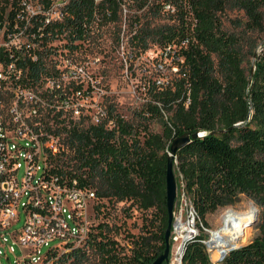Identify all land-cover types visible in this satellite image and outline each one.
<instances>
[{
  "label": "trees",
  "instance_id": "16d2710c",
  "mask_svg": "<svg viewBox=\"0 0 264 264\" xmlns=\"http://www.w3.org/2000/svg\"><path fill=\"white\" fill-rule=\"evenodd\" d=\"M145 1L138 0L139 6ZM172 2L176 12L167 14L171 23L141 25L131 36L142 50L148 39L159 46L188 39L179 51L184 62L175 78L152 93L160 105L148 104L141 113L143 118L157 117L161 131L144 132L140 139L145 127L136 128L113 108L100 123L67 130L69 152L54 162L67 179L75 177L80 186L95 192L94 212L101 220L90 226L81 244L55 254L54 262L80 263L87 256L83 246L90 245L100 264H151L165 248L169 146L185 132L203 135L176 151L174 165L205 226L209 214L235 205L242 195L264 207V57H258L251 76L243 65L245 54L253 55L257 46L252 33L264 31V0ZM94 7L91 0H73V20L93 16ZM227 9L244 12L245 21L236 23L237 30L223 25ZM117 18L114 7L110 19ZM83 33L80 29L78 34ZM115 205L121 207L118 213ZM134 208L152 209L156 228L132 237L125 248L116 235ZM260 232L230 251L221 264H264V226ZM182 264H209L199 237L188 243Z\"/></svg>",
  "mask_w": 264,
  "mask_h": 264
},
{
  "label": "built area",
  "instance_id": "2783aa9c",
  "mask_svg": "<svg viewBox=\"0 0 264 264\" xmlns=\"http://www.w3.org/2000/svg\"><path fill=\"white\" fill-rule=\"evenodd\" d=\"M72 1L0 0V260L5 256L9 262V254H14L16 264H53L55 254L81 244L97 222L95 192L80 186L75 177L67 179L54 162L68 154L67 130L82 125V108L90 93L89 86L84 87L83 69L74 57H64L63 50L75 49L94 24L113 21L114 7L118 18L125 15L129 0H91L93 16L80 22L73 20ZM172 1L155 0L165 14L176 12ZM67 19H72L70 25ZM187 45L184 38L155 46V70L176 75L184 62L179 51ZM164 78L155 79L156 88L168 83ZM89 115L83 113L89 118L86 124L104 120L103 111ZM21 217L23 224L16 228ZM197 237L209 264H221L230 251L243 245L205 226L181 188L166 263L182 264L188 243Z\"/></svg>",
  "mask_w": 264,
  "mask_h": 264
},
{
  "label": "rangeland",
  "instance_id": "374dc122",
  "mask_svg": "<svg viewBox=\"0 0 264 264\" xmlns=\"http://www.w3.org/2000/svg\"><path fill=\"white\" fill-rule=\"evenodd\" d=\"M128 11L125 15H120L116 21L102 20L94 24V29L86 36L85 40H80L77 47L69 53L67 49L63 50V56L74 57L84 72V87L89 86L90 93L87 94L82 108L80 118L81 124L85 125L89 118L83 117V113L90 116L89 113L104 112V120L107 118V111L113 108L114 112L121 115L123 119L140 129V139L144 132H160L161 123L157 117L143 118L141 113L148 104L156 103L153 100L152 93L157 77L164 76V80L170 82L175 78V74L166 71L164 74L158 73L153 67L152 59L154 52L152 50L158 45L150 39L147 40V49L142 50L139 43L132 39L136 28L141 25L149 27L160 26L171 23L169 16L161 12L156 5L155 0L152 3L139 7L137 1H128ZM264 11V8H263ZM245 21V15L242 10L227 9L223 25L229 31L237 30L236 23ZM136 24V25H135ZM257 40V46L253 55L246 53L243 65L249 72H254L258 57H264V44L260 42L264 39V31L252 33ZM67 53V54H64ZM50 62V61H49ZM110 122L107 125L111 127ZM62 137V136H61ZM176 162V161H175ZM174 174L176 179L177 191H180L182 182L181 177L174 165ZM114 213H118L121 208L115 205ZM134 207V206H133ZM251 207L256 210L254 218L242 226V244L251 242L260 235L262 226H264V207L260 206L254 199L247 195H242L241 200L233 206H228L216 210L206 218L207 227L211 230L219 229L223 224V216L226 211L248 212ZM102 219H105L102 218ZM256 221L251 224L254 220ZM101 219L97 218V222ZM123 222V221H122ZM23 224V217L17 222L16 228ZM123 226L116 235L125 248L131 245L132 237L146 233V230L156 228V221L153 218V210L132 209V213L126 217ZM78 246V245H77ZM86 252V259L80 263L72 259L53 262V264H100L98 252L90 245L83 246ZM46 247H43L45 250ZM16 255L19 256V248L16 247ZM10 264L15 263V255L9 254ZM5 256L1 258V264H9Z\"/></svg>",
  "mask_w": 264,
  "mask_h": 264
},
{
  "label": "water",
  "instance_id": "95a60500",
  "mask_svg": "<svg viewBox=\"0 0 264 264\" xmlns=\"http://www.w3.org/2000/svg\"><path fill=\"white\" fill-rule=\"evenodd\" d=\"M261 44H264V39L260 42V45ZM252 73L253 72L251 71L250 76L252 75ZM201 135H203V132H199V131L182 133L181 135L175 137L169 146V151L167 154V161H166V176H165L166 206H167V226L164 231L165 248L163 252L151 262V264L166 263L170 252L169 237H170V230L173 219V208L177 195V185L174 174L175 153L179 148L186 145L190 141V139L196 138ZM255 221L256 219L251 224H253Z\"/></svg>",
  "mask_w": 264,
  "mask_h": 264
},
{
  "label": "bare ground",
  "instance_id": "6f19581e",
  "mask_svg": "<svg viewBox=\"0 0 264 264\" xmlns=\"http://www.w3.org/2000/svg\"><path fill=\"white\" fill-rule=\"evenodd\" d=\"M256 210L251 207L248 212H235L234 210H228L224 213L222 218L224 226L222 228L214 230L215 235H225L227 241H235L236 243H242V226L254 218Z\"/></svg>",
  "mask_w": 264,
  "mask_h": 264
}]
</instances>
